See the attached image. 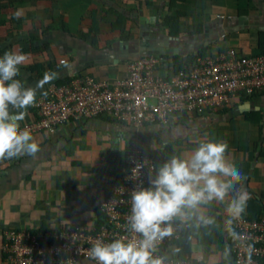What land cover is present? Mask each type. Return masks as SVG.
<instances>
[{"label":"crops","instance_id":"crops-1","mask_svg":"<svg viewBox=\"0 0 264 264\" xmlns=\"http://www.w3.org/2000/svg\"><path fill=\"white\" fill-rule=\"evenodd\" d=\"M175 14L174 30L164 20ZM230 48L264 59V0H0V56L8 50L26 55L21 78L36 89V100L52 87L90 77L112 87L126 76L130 62L147 56L161 59L158 74L169 79L176 66L190 67L200 56ZM37 118L33 105L20 126ZM205 133L227 142L229 160L246 176L241 217L262 216L264 89L200 114L174 112L166 124L135 128L106 116L83 118L53 134H35L40 151L34 157L0 160V264H7L9 230L51 234L65 225L97 228L100 203L120 184L132 142L156 166L174 153L188 155ZM223 207L209 210L218 234L202 241L201 233L210 231L188 226L177 243L178 257L232 264L234 220Z\"/></svg>","mask_w":264,"mask_h":264},{"label":"built area","instance_id":"built-area-1","mask_svg":"<svg viewBox=\"0 0 264 264\" xmlns=\"http://www.w3.org/2000/svg\"><path fill=\"white\" fill-rule=\"evenodd\" d=\"M161 59L147 56L127 65L126 76L110 87L93 78L75 80L52 87L36 100L38 118L27 127L32 135L57 129L71 121L106 116L139 128L151 123H168L174 112L200 114L230 105L232 98L251 96L264 89V59L241 54L237 49L200 56L190 67L167 79L158 74ZM64 63V62H62ZM153 99L154 102L150 103ZM126 155L127 169L111 196L100 203L101 222L97 228L65 225L62 231L48 230L5 232L4 254L7 264H78L91 263L88 249L97 239L110 242L126 236L130 193L140 185L148 186L155 162L135 142ZM140 166V167H138ZM188 226L178 222L175 234L160 245L167 264H195L176 253ZM232 264H264V214L256 219L240 217L231 226ZM201 264V260H197Z\"/></svg>","mask_w":264,"mask_h":264},{"label":"clouds","instance_id":"clouds-1","mask_svg":"<svg viewBox=\"0 0 264 264\" xmlns=\"http://www.w3.org/2000/svg\"><path fill=\"white\" fill-rule=\"evenodd\" d=\"M26 55L12 50L0 56V160L34 157L40 151L31 131L20 127L36 103V89L21 78ZM224 140L204 138L188 155L172 154L150 170L148 186L130 193L126 236L97 239L88 249L95 264H167L160 245L174 236L175 225L211 230L217 219L209 210L223 205L231 220L244 213L246 176L229 160ZM140 167V166H138Z\"/></svg>","mask_w":264,"mask_h":264},{"label":"trees","instance_id":"trees-1","mask_svg":"<svg viewBox=\"0 0 264 264\" xmlns=\"http://www.w3.org/2000/svg\"><path fill=\"white\" fill-rule=\"evenodd\" d=\"M176 16V14L174 15V16H168V17H166L165 18V20H164V23L166 24V25H168L171 29H178V26H179V20L177 21V19L175 20V17ZM175 25V26H174ZM183 67V65H178V66H176V68H175V70L176 71H179V69H181ZM70 82V81H69ZM257 217H260V216H257ZM256 218V217H255ZM100 224V223H99ZM208 230V229H207ZM197 230H194L193 231V233H192V235L194 236L195 234L196 235H198V233L196 232ZM210 232H202L201 233V238H200V240H202V241H204L205 240V237H207V236H209V235H211V236H214V233H216V234H218V231H217V229L215 230V228H212L211 230H209ZM207 239V238H206ZM185 243H188V242H185ZM184 243V245L185 246H187L188 248H189V245L188 244H185ZM179 245V244H178ZM183 245V246H184Z\"/></svg>","mask_w":264,"mask_h":264},{"label":"water","instance_id":"water-1","mask_svg":"<svg viewBox=\"0 0 264 264\" xmlns=\"http://www.w3.org/2000/svg\"><path fill=\"white\" fill-rule=\"evenodd\" d=\"M150 53H151V54H156V55H158V56H159V54H160L159 51L155 52L154 49H153Z\"/></svg>","mask_w":264,"mask_h":264},{"label":"rangeland","instance_id":"rangeland-1","mask_svg":"<svg viewBox=\"0 0 264 264\" xmlns=\"http://www.w3.org/2000/svg\"><path fill=\"white\" fill-rule=\"evenodd\" d=\"M152 102H154V100H153V99H151V100H150V103H152Z\"/></svg>","mask_w":264,"mask_h":264}]
</instances>
